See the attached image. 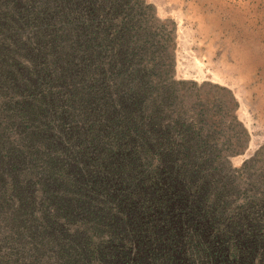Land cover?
Segmentation results:
<instances>
[{"label":"trees","instance_id":"obj_1","mask_svg":"<svg viewBox=\"0 0 264 264\" xmlns=\"http://www.w3.org/2000/svg\"><path fill=\"white\" fill-rule=\"evenodd\" d=\"M171 24L0 0V264H264V146L234 162L238 101L176 78Z\"/></svg>","mask_w":264,"mask_h":264},{"label":"rangeland","instance_id":"obj_2","mask_svg":"<svg viewBox=\"0 0 264 264\" xmlns=\"http://www.w3.org/2000/svg\"><path fill=\"white\" fill-rule=\"evenodd\" d=\"M148 3L160 21L175 28L176 78L224 87L238 101L237 117L249 133L247 149L233 158L241 165L264 146V0ZM122 157L123 150H114L109 170L115 167L113 159L125 164ZM184 175L174 176L172 185L184 184Z\"/></svg>","mask_w":264,"mask_h":264}]
</instances>
